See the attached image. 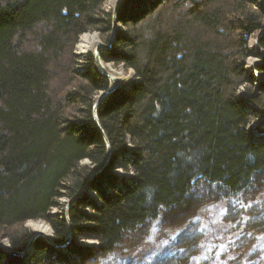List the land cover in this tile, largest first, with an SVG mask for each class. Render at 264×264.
Here are the masks:
<instances>
[{
  "label": "trees",
  "instance_id": "trees-1",
  "mask_svg": "<svg viewBox=\"0 0 264 264\" xmlns=\"http://www.w3.org/2000/svg\"><path fill=\"white\" fill-rule=\"evenodd\" d=\"M105 2L0 0V241L10 246L0 244V264L53 257L74 264L75 255L104 264L129 233L182 204L199 181L217 186L225 201L259 189L237 215L248 232L259 229L263 255L250 253L264 264V138L250 129L253 119L254 130L264 128V78L246 66L251 37L263 32L264 48L259 0L121 1L113 42L99 54L133 69L134 81L98 103L110 157L90 179L108 153L94 103L111 80L93 53L78 66L75 47L88 31L110 43L114 17ZM256 66L264 76V63ZM118 167L130 174L116 175ZM63 197L71 200L68 217L52 213ZM29 220L49 223L56 245L39 235L19 254L34 233ZM70 227L72 238L58 246ZM83 234L98 248L77 244ZM195 248L155 261L196 263L205 249L192 257Z\"/></svg>",
  "mask_w": 264,
  "mask_h": 264
},
{
  "label": "rangeland",
  "instance_id": "rangeland-1",
  "mask_svg": "<svg viewBox=\"0 0 264 264\" xmlns=\"http://www.w3.org/2000/svg\"><path fill=\"white\" fill-rule=\"evenodd\" d=\"M262 1L259 0V5L264 8ZM114 2L115 0H106L104 8L106 10L113 9ZM85 34L96 36L97 40H101L97 31L85 32L80 36L79 40ZM254 39H256L255 36L251 37L250 41ZM79 40L78 42H80ZM78 42L75 47V54L78 57V66H82L87 55L94 50L92 48L95 42L92 48L85 52H79ZM251 46L250 42L251 55L247 58L246 66H248L249 70L255 71L258 77L262 73L257 68L256 63L264 61V48H261L259 44L255 48ZM108 64L106 65L108 70L117 77L119 85H128L134 81L133 69H128L123 64H115L113 62ZM261 77L264 78L263 75ZM111 82L113 83V80ZM241 90L242 98L248 101L246 90L244 88H241ZM258 91L259 89H257ZM257 125V120L255 119L250 123V129L254 133L256 132L253 128ZM260 131L264 132V128ZM83 163L89 164L90 161L84 160ZM114 173L118 176L130 174L120 167L115 168ZM258 191L259 189L250 190L245 196L241 194L238 201H232L233 199L225 201L223 193L218 190L217 186L207 184L205 181H199L194 184L192 191L182 204L176 205L172 209L164 210L158 220L149 221L141 228L129 233L119 250L108 258L104 264H150L152 261L158 259L162 252L169 251L167 253H170L176 248L177 250L184 249L185 253H189L190 248L195 247L192 253L196 252L197 247L200 249L204 248L205 251L201 256L197 257L196 263L192 262L191 264H209V261H215V264H221L224 261H226V264H242L246 261H252L257 254L263 255L262 252L257 253L255 247V240L260 231L256 227H253L248 232L245 226L247 219H245L244 214L240 213V215H237V213L243 208V201L251 199ZM60 201L61 207H54L52 213H60L62 209L66 211L69 198L63 197ZM225 209L227 210L226 214ZM37 222L45 225L49 224L44 220H29L25 222L24 226L32 229L34 232H43L33 227ZM49 228L53 235L51 226ZM202 228L204 230L200 231ZM76 243L92 249H96L99 244L98 239L87 237L84 234L78 238ZM209 248H211L210 252L208 251ZM65 250L64 247L63 253H65ZM252 251H256L257 254L251 255L252 253L250 252ZM154 253L156 255H153ZM194 256L195 253L192 257ZM205 256L208 259H204ZM229 257H232V259H229ZM72 258L74 259V264H84L83 260L78 256L75 255ZM52 259L50 264H66L59 258L53 257Z\"/></svg>",
  "mask_w": 264,
  "mask_h": 264
},
{
  "label": "water",
  "instance_id": "water-1",
  "mask_svg": "<svg viewBox=\"0 0 264 264\" xmlns=\"http://www.w3.org/2000/svg\"><path fill=\"white\" fill-rule=\"evenodd\" d=\"M121 1H122V0H116L115 4H114V6H113V9H112V10H113V17H114V18H113V30H112V36H111L110 43H109V44H106V43H104L103 41L100 40V41L97 43V45L95 46L94 50L91 52V53L94 54L95 59H96V61L98 62L100 68H101V69L107 74V76L110 78L111 81L113 80V83L111 82L109 88H108L107 90L102 91V92L100 93V95L98 96L97 100H96L95 103H94V116H95V121H96V123H97V126H98L99 130L101 131V133L103 134V136L105 137V139H106V141H107V144H108V153H107L106 159H105V161L103 162V164H102L97 170H95L94 172H92V174H91V176H90V179H91V178H92V177H93V176H94L99 170H101L103 167H105V165H106V163L108 162L109 157H110L109 142H108V139H107L106 134H105V132H104V129L102 128V126H101V124H100V121H99V118H98V115H97V107H98V103H99V101L102 99V97H103L104 95H106V94L109 93L110 91L114 90L117 86H119V81H118L117 78L113 77V76L111 75V73H110V72L105 68V66L103 65V64H104V61H103L102 58L100 57L99 49H100V47H109V46L111 45V43L113 42V38H114V34H115V30H116L117 25H118L117 12H118V8H119V5H120ZM262 4L264 5V0L262 1ZM260 6H261V5H260ZM261 7H262V6H261ZM262 8H263V7H262ZM263 9H264V8H263ZM262 33H263V32H262ZM262 33L258 34V36L256 37V42H258V37H259ZM258 44H259V42H258ZM259 46H260V45H259ZM260 47H261V46H260ZM257 63H264V61H260V62H257ZM257 63H256V64H257ZM261 75H263V74H261ZM261 75H258V77H259V81H261V80L263 79V78L261 77ZM250 104H251L252 107L254 106L253 103L250 102ZM255 132H256V133L252 132V135H253V136H255V137L259 138V139H260V138H264V132L259 131V130H258V132H257V130H255ZM89 181H90V180H89ZM89 181L86 183V185H85L84 188L79 192L78 195H80L83 191H85V190L88 188ZM70 202H71V200L68 201L67 206H66V215H67V217H68V208H69ZM39 235H43V236H44V237H45V238H46L51 244H55V245H56V243L53 241V238H52L53 235L50 237V236H47V235L43 234L42 232H34L33 235L31 236V239H30V241H29V243H28L26 249H25L24 251H21V252H18V253H19V254H23V253L27 252V251L31 248L34 239H35L36 237H38ZM71 238H72V227H70V230L68 231V233H67L66 238L64 239V241L61 242V243H59L58 246H64V245H65V244H66ZM0 244L6 246V247H8V248H10V246H9L8 244H5V243H3V242H1V241H0Z\"/></svg>",
  "mask_w": 264,
  "mask_h": 264
},
{
  "label": "bare ground",
  "instance_id": "bare-ground-1",
  "mask_svg": "<svg viewBox=\"0 0 264 264\" xmlns=\"http://www.w3.org/2000/svg\"><path fill=\"white\" fill-rule=\"evenodd\" d=\"M115 2H116V0H115ZM115 2H114V4H115ZM113 4V5H114ZM264 6V5H263ZM96 40H97V37L96 36H89V35H84V36H82L81 37V39L79 40L80 42H78L79 44H78V50H79V52H85V51H87V50H90L91 48H92V45H93V43L95 42V44L93 45V48L92 49H94L95 48V46H96V43L99 41V40H97V42H96ZM251 42V47H253V48H255L256 47V45L258 44L257 42H256V39H254V40H251L250 41ZM260 48V47H259ZM108 64V63H107ZM107 64H105V62H104V66H105V68L108 70V68H107ZM109 65V64H108ZM109 71V70H108ZM110 72V71H109ZM111 73V72H110ZM111 75L113 76V77H115V78H117L114 74H112L111 73ZM33 227L35 228V229H37V230H41V231H43L42 233L43 234H45V235H51L52 236V234H51V230H50V228H49V226L48 225H45V224H43V223H40V222H37L35 225H33ZM50 236V237H51Z\"/></svg>",
  "mask_w": 264,
  "mask_h": 264
},
{
  "label": "snow or ice",
  "instance_id": "snow-or-ice-1",
  "mask_svg": "<svg viewBox=\"0 0 264 264\" xmlns=\"http://www.w3.org/2000/svg\"><path fill=\"white\" fill-rule=\"evenodd\" d=\"M226 212H227V210L225 209V214H226ZM197 219H199V218H197ZM245 219H247V218H245ZM203 230H204L203 228L200 229V231H203ZM173 239H175V237H173ZM165 243H167V242L165 241ZM208 251L210 252L211 248H209ZM169 254H174V253H169ZM153 255H156V253H154ZM204 259H208V257L205 256ZM229 259H232V257H229ZM154 264H162V258H161V260L155 261ZM221 264H226V261L221 262ZM251 264H258V261H252Z\"/></svg>",
  "mask_w": 264,
  "mask_h": 264
}]
</instances>
